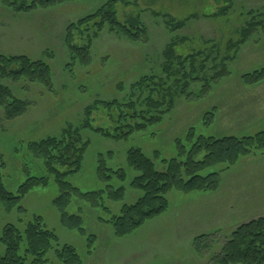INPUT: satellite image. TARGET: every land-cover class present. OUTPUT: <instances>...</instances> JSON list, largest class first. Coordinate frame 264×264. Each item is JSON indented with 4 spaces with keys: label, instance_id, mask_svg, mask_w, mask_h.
Instances as JSON below:
<instances>
[{
    "label": "rangeland",
    "instance_id": "rangeland-1",
    "mask_svg": "<svg viewBox=\"0 0 264 264\" xmlns=\"http://www.w3.org/2000/svg\"><path fill=\"white\" fill-rule=\"evenodd\" d=\"M108 1H115L116 17L121 23L135 16L141 17L148 31V42L132 43L105 28L93 40L89 64H69L64 42L67 28L93 14ZM219 1L75 0L42 7L36 0H0V55H25L33 61L45 62L51 68L50 85L25 79L0 80L14 98L28 104L26 110L12 120L7 119L0 108L3 185L14 194L29 177L45 176L49 180L46 187H37L22 198L19 202L21 211L14 209L6 214L0 203V233L5 224L12 223L23 229L33 216H39L55 233L60 247L68 244L75 248L82 264H208L209 253L218 251L219 245L237 224L264 216V156H261L249 164L244 162L246 159L240 160L226 174L229 191L224 198H229V208L221 218L214 211L216 219L212 222L216 220L217 226L222 225L221 232L214 237L219 240L218 245L204 257L199 258L194 253L192 241L216 230L209 221L212 210L204 207L206 199L198 200L195 196L208 192L185 194L172 191L168 196L169 208L164 214L146 221L121 238L114 236L111 225L98 220L118 215L123 204H132L138 198L139 194L129 186L135 176L126 163L129 149H141L154 161L158 170H163L165 166L161 161L177 155V141L189 148L191 143L187 141L186 134L191 129L193 140L199 135L221 138L234 134L241 137L264 130V121L253 118L239 123L238 130L232 132L230 126L234 123L224 118L264 117V81L253 87L245 86L241 81L242 75L264 68V32L258 31L236 53L227 50L228 43L239 38L238 30L249 21V12L259 13L256 19L264 23V0H232L231 4ZM31 2V8L26 11L13 10ZM229 4L227 12H219ZM167 23L174 29L170 30ZM180 23L182 28H176ZM75 40L79 46L85 43L78 36ZM172 42H176V55L203 51L198 63L216 55L221 59L227 58L229 78L214 86L209 96H176L173 109L159 123L125 139H110L91 129L83 130L81 135L88 142V147L81 169L66 180L81 193L104 190L106 185L113 188L122 186V182L114 177L108 183L99 179L98 158L102 156L107 168L126 171L127 179L123 183L126 192L124 200L118 203L110 202L104 194L102 204L109 208L110 213L73 197L66 211L81 216L85 234L68 230L60 224L53 204L59 195L56 183L46 171L43 160L32 155L28 145L48 137H60L68 125H79L88 106L126 100L129 87L142 76L160 75L164 65L162 53ZM199 87V83H193L188 91L197 93ZM209 112L214 114V118L205 120ZM114 113L115 110L108 111L97 105L90 117L92 128H103L112 133L116 125L109 118L114 117ZM223 187L222 180L221 192ZM203 228L208 231L202 232ZM90 235H94L96 241L92 252L88 253L86 245ZM202 243L204 248L211 245ZM46 259L45 264H62L53 250Z\"/></svg>",
    "mask_w": 264,
    "mask_h": 264
},
{
    "label": "trees",
    "instance_id": "trees-1",
    "mask_svg": "<svg viewBox=\"0 0 264 264\" xmlns=\"http://www.w3.org/2000/svg\"><path fill=\"white\" fill-rule=\"evenodd\" d=\"M36 1L42 7H46L58 2L67 3L75 0ZM221 1L230 3L232 0ZM32 2L30 5L22 4L14 7L13 10L26 11L31 8ZM114 2H106L93 14L69 25L64 39L69 54V64L83 66L89 64L93 40L105 28L132 43L148 42V31L141 17L135 16L124 23L119 22ZM216 2L220 1L216 0ZM230 4L219 12L222 14L227 12ZM248 14L249 21L238 30L239 38L235 42L228 43V51L236 53L240 46L247 43L258 31L264 32V23L256 19L260 14L255 15L252 11ZM182 26L183 24L180 23L176 28L180 29ZM167 27L170 30L174 29H171L168 23ZM76 36L85 43L79 46L75 40ZM175 47L176 42H172L162 53L164 65L160 75L142 76L129 87L126 100L88 106L83 113L84 120L79 125H68L62 130L60 137H48L28 145L30 153L43 160L46 171L56 183L59 195L54 199L53 204L63 227L78 231L81 235L85 234L81 216L66 211L73 197L86 200L93 207H101L107 213H110L109 208L102 204L104 194L107 200L114 203L122 202L125 198L126 189L123 183L127 179L126 171L107 168L102 156L98 158L99 179L108 183L114 177L122 182V186L113 188L106 185L104 190L81 193L66 180L81 169L88 147V142L81 135L83 130L91 129L110 139H125L134 132L159 123L162 117L173 109L176 96L186 98L209 96L214 86L219 85L223 79L229 78L227 58L221 59L216 55L212 59L205 58L198 63V58L204 55L203 51L180 56L176 55ZM4 79L12 81L25 79L33 83L50 85L51 68L47 63L33 61L25 55H0V80ZM241 81L245 86H256L264 81V68L242 75ZM193 83L200 84L197 93L188 91ZM97 105L108 111L115 110L114 117L109 118L114 120L116 125L112 133L103 128H92L90 117ZM27 106L26 101L14 98L10 90L0 84V108L3 109L7 119L18 117ZM207 114L210 117L205 116V120L214 118L212 112ZM193 137L191 129L186 134L187 141L191 143L188 149L177 141V155L161 161L165 166L163 170H158L154 161L141 149L131 148L127 151V166L135 173L129 186L139 194L138 198L132 204H123L118 215H111L108 220L98 218L99 222L111 225L115 237H124L146 221L164 214L169 208L168 196L172 191L185 194L215 192L220 186L222 173L237 166L240 160L264 156V130L241 137L229 135L215 138L199 135L194 140ZM200 156L202 157L199 158ZM154 157H157V153ZM3 166L0 156V203L6 214L14 209L21 211L19 202L26 194L37 187L48 185V177H29L13 194L3 185L1 175ZM215 234L201 235L192 241L193 251L199 258L204 257L216 244L218 245L219 240L214 239ZM95 241L94 235L88 236L86 245L88 253L92 252ZM202 242L211 245L204 248ZM57 243V236L46 227L39 216H33L23 229L12 223L5 224L0 233L2 246L0 264H45L46 256L52 250L56 259L62 264H82L74 247L68 244L60 247ZM219 246L217 252L209 253L208 264H264V216L239 225Z\"/></svg>",
    "mask_w": 264,
    "mask_h": 264
},
{
    "label": "crops",
    "instance_id": "crops-1",
    "mask_svg": "<svg viewBox=\"0 0 264 264\" xmlns=\"http://www.w3.org/2000/svg\"><path fill=\"white\" fill-rule=\"evenodd\" d=\"M258 85V84H257ZM224 118H226V121H231V122H233L234 124L232 125V126H230V130L232 131V132H234L235 130H238L237 128H239V123H241V122H243V121H248V120H251V119H253V118H260L261 119V121H264V117H247V118H245L244 119V117H243V119H240V117H224ZM230 136H236V135H234V134H229ZM229 135H227V136H229ZM259 158H261V156H259V157H252V158H248V159H246L244 162L245 163H247V164H249V163H251V162H253V160H259ZM240 166H242L241 164H239ZM238 165V166H239ZM230 171V170H229ZM229 171H227V172H225V173H223L222 175H221V180H220V186H219V189L217 190V192H215V193H205V194H203V195H195L197 198H198V200H200L199 198H201V199H206L205 200V202H206V205L204 206L205 208L206 207H208L209 209H211L212 211H211V216H210V218L211 219H209V221L210 222H212L213 221V219H216V217H215V214H214V211H215V213L219 216V214H220V218L223 216V214L225 213V211L229 208V205H227L228 204V199L229 198H224V196H225V194H227L228 193V188L226 187V185H227V183L229 182V179H227V177H225L226 176V174H229L228 172ZM231 172H233V171H231ZM222 180H223V183H224V187H223V192H221V184H222ZM225 191V192H224ZM227 192V193H226ZM193 195V194H192ZM213 197L215 198V197H218V198H220V199H217V198H215V199H213ZM195 201V200H194ZM216 201H220V203H216ZM217 216V217H218ZM263 216V215H262ZM206 220V219H205ZM251 220V219H250ZM249 220V221H250ZM215 222H212V227H215V233H217V232H221V227H222V225H216V223H217V221L216 220H214ZM206 222V221H205ZM248 222V221H247ZM214 223V224H213ZM223 223V222H222ZM225 223H227V222H225ZM246 223V222H245ZM239 225H241V224H239ZM238 224H237V226H239ZM221 226V227H220ZM237 226H235V228L237 227ZM220 227V228H219ZM235 228H233V229H235ZM219 230V231H218ZM202 232H207L208 230H207V228H203L202 230H201Z\"/></svg>",
    "mask_w": 264,
    "mask_h": 264
}]
</instances>
